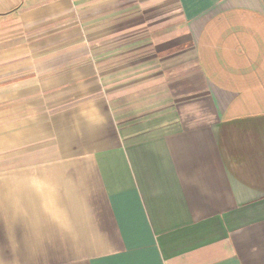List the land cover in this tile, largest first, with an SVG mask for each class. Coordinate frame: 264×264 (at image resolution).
Wrapping results in <instances>:
<instances>
[{"label":"crops","instance_id":"1","mask_svg":"<svg viewBox=\"0 0 264 264\" xmlns=\"http://www.w3.org/2000/svg\"><path fill=\"white\" fill-rule=\"evenodd\" d=\"M0 264H264V0H0Z\"/></svg>","mask_w":264,"mask_h":264}]
</instances>
